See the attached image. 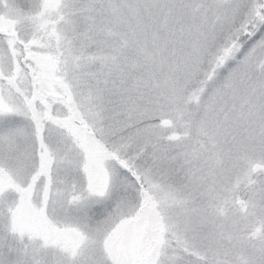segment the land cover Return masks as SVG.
I'll return each instance as SVG.
<instances>
[{"label": "snow or ice", "instance_id": "6c2138e0", "mask_svg": "<svg viewBox=\"0 0 264 264\" xmlns=\"http://www.w3.org/2000/svg\"><path fill=\"white\" fill-rule=\"evenodd\" d=\"M0 264H264V0H0Z\"/></svg>", "mask_w": 264, "mask_h": 264}]
</instances>
